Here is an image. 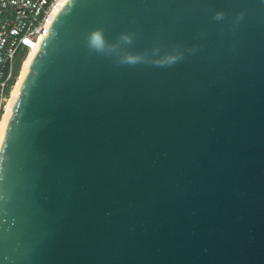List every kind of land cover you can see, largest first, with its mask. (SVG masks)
I'll return each instance as SVG.
<instances>
[{"label": "water", "instance_id": "95a60500", "mask_svg": "<svg viewBox=\"0 0 264 264\" xmlns=\"http://www.w3.org/2000/svg\"><path fill=\"white\" fill-rule=\"evenodd\" d=\"M0 264H264V0H68L2 144Z\"/></svg>", "mask_w": 264, "mask_h": 264}, {"label": "built area", "instance_id": "2783aa9c", "mask_svg": "<svg viewBox=\"0 0 264 264\" xmlns=\"http://www.w3.org/2000/svg\"><path fill=\"white\" fill-rule=\"evenodd\" d=\"M68 0H0V120L8 108L15 84L16 61L39 50Z\"/></svg>", "mask_w": 264, "mask_h": 264}, {"label": "clouds", "instance_id": "9594fccd", "mask_svg": "<svg viewBox=\"0 0 264 264\" xmlns=\"http://www.w3.org/2000/svg\"><path fill=\"white\" fill-rule=\"evenodd\" d=\"M243 14H241L242 18ZM224 13L217 12L214 19L222 20ZM133 33H121L117 41L110 43L105 36L102 28H96L85 35V43L88 49L96 54L114 57L119 65L135 66L142 63H151L157 67H171L184 59V52L180 49H173L161 54V49L154 48L149 53H133L125 50V46H130L133 43ZM195 49H189V52H194Z\"/></svg>", "mask_w": 264, "mask_h": 264}, {"label": "bare ground", "instance_id": "6f19581e", "mask_svg": "<svg viewBox=\"0 0 264 264\" xmlns=\"http://www.w3.org/2000/svg\"><path fill=\"white\" fill-rule=\"evenodd\" d=\"M36 53H37V50H33L32 52H30L27 55L28 57L26 58V60H24L22 70H21V73L19 75V79L13 88L11 98L9 100L8 108L0 120V152H1L2 144H3L5 136H6L8 123H9L11 114L13 112L14 105L16 103V100H17L20 92H21L22 84H23L27 74L30 71V66H31V63H32Z\"/></svg>", "mask_w": 264, "mask_h": 264}, {"label": "trees", "instance_id": "16d2710c", "mask_svg": "<svg viewBox=\"0 0 264 264\" xmlns=\"http://www.w3.org/2000/svg\"><path fill=\"white\" fill-rule=\"evenodd\" d=\"M27 56V51L26 50H22L20 52V54L18 55L17 57V61H16V76H18L20 74V68H21V65L25 59V57Z\"/></svg>", "mask_w": 264, "mask_h": 264}, {"label": "rangeland", "instance_id": "374dc122", "mask_svg": "<svg viewBox=\"0 0 264 264\" xmlns=\"http://www.w3.org/2000/svg\"><path fill=\"white\" fill-rule=\"evenodd\" d=\"M27 57H28V56H26L24 60H26ZM23 62H24V61H23ZM22 66H23V63H22L21 68H20V73H21V70H22ZM19 75H20V74H19Z\"/></svg>", "mask_w": 264, "mask_h": 264}]
</instances>
